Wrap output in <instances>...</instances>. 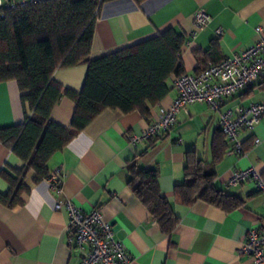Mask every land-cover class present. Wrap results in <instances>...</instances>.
Returning a JSON list of instances; mask_svg holds the SVG:
<instances>
[{"label":"crops","instance_id":"1","mask_svg":"<svg viewBox=\"0 0 264 264\" xmlns=\"http://www.w3.org/2000/svg\"><path fill=\"white\" fill-rule=\"evenodd\" d=\"M6 0H0L5 2ZM197 12L208 16L197 27ZM264 27V0H113L104 3L95 21L88 59L131 47L173 28L187 36L179 57L185 72H195L209 62L211 42L217 41L222 58L240 51L257 40L255 27ZM220 29L221 34H217ZM87 72L83 60L59 67L53 78L64 88L79 91ZM169 91L145 111L125 113L105 108L48 161L49 172L62 171L60 196L43 179L33 182L30 170L25 178L29 191L23 203L8 207L0 203V264H80L78 251L69 241V211L66 200L85 212L99 208L103 220L112 225L114 236L129 253L127 264H254L248 255H239L238 247L251 228L264 229V195L253 180L230 185L229 177L239 169L252 167L264 174V116L243 143V151L228 153L215 165L214 185L242 199L236 209H223L196 200L179 203L175 186L183 182L185 153L194 150L206 162L211 160V140L219 128L221 113L237 104L264 99V77L236 94L224 98L218 110L205 103L187 105L175 117L171 129L162 136L132 144L131 133H139L146 124L159 118L161 109L176 96L172 80ZM15 80L0 82V127L21 124L30 113L21 100ZM75 102L63 95L51 112V119L67 126ZM146 113V115H145ZM258 139L254 143L253 139ZM136 159L140 167L155 169L162 193L171 205L177 224L171 233L161 230L147 208L133 194L127 170ZM23 162L0 142V171L20 168ZM0 177V192L8 190ZM61 201L59 208L55 202Z\"/></svg>","mask_w":264,"mask_h":264},{"label":"trees","instance_id":"2","mask_svg":"<svg viewBox=\"0 0 264 264\" xmlns=\"http://www.w3.org/2000/svg\"><path fill=\"white\" fill-rule=\"evenodd\" d=\"M113 0H38L24 5L0 6V82L15 80L21 100L30 113L21 124L0 127V142L22 162L20 168L0 171L9 188L0 192V203L15 207L29 191L25 178L33 170V182L49 174L48 161L105 108L125 113L155 105L169 91V78L185 73L179 53L187 36L173 28L131 47L118 49L96 59H88L96 18L101 6ZM140 4L144 0H134ZM217 41L211 42L209 62L223 58ZM87 63L79 91L64 88L53 78L59 67ZM203 67H198L199 71ZM66 95L75 102L71 131L51 119L57 101ZM146 115V113H145ZM220 128V127H219ZM213 134L211 160L206 162L188 150L183 182L173 191L176 200L190 205L203 200L229 211L242 204L238 196L214 185L215 165L226 150L221 129ZM126 181L160 225L171 233L178 218L166 197L160 193L155 169H144L134 159L128 165Z\"/></svg>","mask_w":264,"mask_h":264},{"label":"built area","instance_id":"3","mask_svg":"<svg viewBox=\"0 0 264 264\" xmlns=\"http://www.w3.org/2000/svg\"><path fill=\"white\" fill-rule=\"evenodd\" d=\"M38 0H6L0 6L11 7L24 5ZM208 16L197 12L195 24L205 25ZM259 35L247 47L224 57L217 63L203 67L199 71L185 72L172 80L176 96L168 108L161 109L156 121L146 124L139 133H131L128 140L132 144L158 138L168 132L175 123L177 114L185 110L187 105L205 103L213 110L220 108L224 98L230 97L239 90L255 84L264 77V27L255 28ZM221 34V30H216ZM264 90V89H262ZM264 116V99L249 102L247 105L237 104L225 109L220 115L219 129L230 142L228 153L243 151L244 140L252 136L254 127ZM254 143L259 140L253 139ZM49 186L60 196L63 193V175L60 169L49 172L45 178ZM246 180H253L256 189L264 195V174L252 167L239 169L232 173L228 183L238 185ZM66 204L69 211V241L78 251L80 264H127L130 256L124 244L114 236L112 225L103 220L101 210L93 208L89 212L71 203ZM61 201L55 202L59 208ZM236 251L239 255H248L254 264H264V229L251 228Z\"/></svg>","mask_w":264,"mask_h":264}]
</instances>
